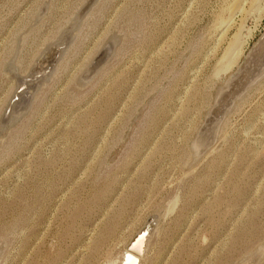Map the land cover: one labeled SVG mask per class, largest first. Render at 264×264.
Segmentation results:
<instances>
[{"label": "rangeland", "instance_id": "rangeland-1", "mask_svg": "<svg viewBox=\"0 0 264 264\" xmlns=\"http://www.w3.org/2000/svg\"><path fill=\"white\" fill-rule=\"evenodd\" d=\"M263 35L264 0H0V264H104L152 215L143 264H264Z\"/></svg>", "mask_w": 264, "mask_h": 264}, {"label": "water", "instance_id": "water-1", "mask_svg": "<svg viewBox=\"0 0 264 264\" xmlns=\"http://www.w3.org/2000/svg\"><path fill=\"white\" fill-rule=\"evenodd\" d=\"M70 33L64 35L65 40L63 41V43L59 46L55 45L54 47H52V49H53L52 55H50L45 61L41 62V66L37 70L38 73L35 75V82H33V85H34V83H38L39 81H42L44 78H46L50 74L55 63L59 60V57L61 55V52L64 49L66 41L69 39V35H71ZM263 41H264V35L262 36L261 40L255 45V47L253 49L255 51L260 52L259 46H262ZM111 47H112V44H110V43L107 44L105 46V48L100 52V54L89 64V66L87 67V69L85 70V72L82 75V80L87 79L90 75H92L97 70L99 65L106 58V56L110 54ZM254 50H252L248 54V56H246L242 60V62L240 63V65L238 66L236 71L229 76V78L226 82V85H225V89L229 88V90L227 92H225V90H223V88H221L222 91L220 92L218 100L216 101V106L212 110V113L214 116V118L212 120L215 119L214 121L216 124H218L222 120L224 114L228 111V109L233 104V101L238 98L239 93H241L243 91L244 87L249 84L250 79H251V77H249L250 76L249 75L250 74L249 66L251 64L250 58L253 56ZM27 82H29V77L28 78H19V84L23 83V85L20 86L18 84L19 87L17 86V89L15 91L13 99L11 100V103L9 105L10 113H9V111L6 112L5 120L16 119V117L19 116V113H21L27 107V105H28L27 99H26V97H24V95H25L24 93H25V90L27 87V85H26ZM19 101H21V105L18 108H15V111L12 114L13 105ZM11 115H13V117ZM207 126H206V128H209ZM210 129H211V133H212V137H213L215 125H213V127H211ZM148 225H154L153 215L147 219V225L146 226H148ZM133 242H134V240H133Z\"/></svg>", "mask_w": 264, "mask_h": 264}, {"label": "bare ground", "instance_id": "bare-ground-1", "mask_svg": "<svg viewBox=\"0 0 264 264\" xmlns=\"http://www.w3.org/2000/svg\"><path fill=\"white\" fill-rule=\"evenodd\" d=\"M225 26H227V25L225 24ZM236 43H237V41H236ZM263 45H264V41H263L262 46H259V47L262 49ZM239 50L240 49L238 46L236 48V50L233 51V53L238 54V53H240ZM48 55H49L48 53H45L43 56L47 59L49 57ZM21 85H23V83H21L20 86ZM17 105L20 106L21 101ZM146 225H147V221H145V223L143 224V227L141 229H139V231L131 237L129 242L126 245L124 244V246L121 247L119 255L110 261H106L104 264H143L145 262V260L147 259V256L149 255L148 253L150 250V241L152 238V233H151L152 229L151 228L153 227V225H148V226H146ZM152 232H153V230H152ZM146 234H148L147 237H146ZM133 240H134V242H133ZM251 258H250L251 259L250 263H252V261L254 260L255 257L253 256ZM247 261L249 262V259ZM253 262H255V261H253ZM250 263H242V264H250Z\"/></svg>", "mask_w": 264, "mask_h": 264}]
</instances>
